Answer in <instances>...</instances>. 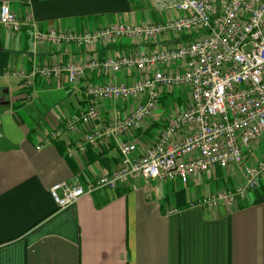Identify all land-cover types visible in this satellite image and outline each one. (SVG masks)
<instances>
[{
  "label": "crops",
  "instance_id": "0c3cea01",
  "mask_svg": "<svg viewBox=\"0 0 264 264\" xmlns=\"http://www.w3.org/2000/svg\"><path fill=\"white\" fill-rule=\"evenodd\" d=\"M4 2L23 29L7 31L0 24V264H264V177L236 203L201 204L208 194L245 185L239 167H220L223 173L216 167L188 185L140 178L116 189L99 188L66 207H59L51 192L58 182L88 184L117 166L120 140L86 143L89 127L69 131L64 120L93 104L88 85L132 83L142 73L98 69L72 85L65 71L56 76L38 69L169 48L186 42L187 35L167 32L157 42L122 38L88 48L39 41L35 29L162 23L182 13L161 10L155 0H0V7ZM187 94L185 87L165 89L147 123L126 138L143 151L175 113L166 114L165 103L173 104L175 97L181 110ZM134 104L99 103L102 117L94 126L105 129ZM57 129L58 138L38 148ZM263 143L264 136L249 152L251 161L264 153Z\"/></svg>",
  "mask_w": 264,
  "mask_h": 264
},
{
  "label": "built area",
  "instance_id": "2783aa9c",
  "mask_svg": "<svg viewBox=\"0 0 264 264\" xmlns=\"http://www.w3.org/2000/svg\"><path fill=\"white\" fill-rule=\"evenodd\" d=\"M155 2L161 10H176L182 15L162 23L120 22L96 29L34 31L39 41L88 48L122 38L157 42L167 32L187 35L186 42L169 48L118 58L92 56L38 69L43 75L56 76L65 71L72 85L98 69L117 73L127 68L142 73L132 83L88 85L86 94L93 104L64 120V128L69 131L89 127L90 132L84 135L86 143L120 140L121 160L110 173H101L88 184L62 181L53 185L51 192L59 207L99 188L116 189L121 183L140 178L188 185L216 167H239L245 185L208 194L201 201L207 207H216L220 202L236 203L257 188L264 177V153L256 161H251L249 154L264 136V0ZM0 24L7 31L23 29V22L8 2L0 7ZM180 87L189 93L186 106L170 116L156 130L152 143L141 151L139 143L126 136L147 123L165 89ZM117 100L135 104L111 118L105 129L96 128L94 124L102 117L99 103ZM59 135V129L50 131L38 148ZM79 150L84 152L85 144Z\"/></svg>",
  "mask_w": 264,
  "mask_h": 264
},
{
  "label": "rangeland",
  "instance_id": "374dc122",
  "mask_svg": "<svg viewBox=\"0 0 264 264\" xmlns=\"http://www.w3.org/2000/svg\"><path fill=\"white\" fill-rule=\"evenodd\" d=\"M187 95H189V93L187 94ZM180 96V98H182L183 100L186 98V95L184 94H180L179 95ZM171 101L173 102V104L171 103V104H167V103H165V106H164V110H165V113L166 114H171V113H174V112H176V110H178V109H180L179 107H181L180 106V104H179V102H178V100L174 97V98H172L171 99ZM182 102H184V101H182ZM264 144V143H263ZM263 149V147L262 148H256L255 149V152L256 153H258L259 151H261ZM211 171V170H210ZM210 171H208V172H210ZM216 171L218 172V173H223L224 172V170L222 169V168H220V167H217V169H216Z\"/></svg>",
  "mask_w": 264,
  "mask_h": 264
}]
</instances>
